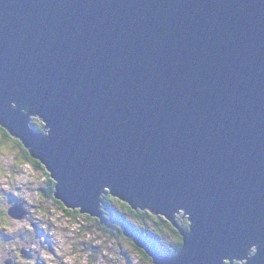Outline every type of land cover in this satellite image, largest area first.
Returning a JSON list of instances; mask_svg holds the SVG:
<instances>
[{"label":"water","instance_id":"obj_1","mask_svg":"<svg viewBox=\"0 0 264 264\" xmlns=\"http://www.w3.org/2000/svg\"><path fill=\"white\" fill-rule=\"evenodd\" d=\"M0 125L69 207L187 214L157 264H264V0H0Z\"/></svg>","mask_w":264,"mask_h":264},{"label":"rangeland","instance_id":"obj_2","mask_svg":"<svg viewBox=\"0 0 264 264\" xmlns=\"http://www.w3.org/2000/svg\"><path fill=\"white\" fill-rule=\"evenodd\" d=\"M42 124L39 122L35 126L41 128ZM22 159L20 155L17 157L14 155V150L9 144H7V147L0 145V224L7 221L9 225L8 228H0V264H24L19 253L21 248H28L25 251V257L32 255L33 252L35 253L34 256L26 258L25 264H48L41 255L38 260V255L42 254L49 262H52L55 255L49 250L48 244L53 248L57 243L55 247L57 253H71L68 264H153L150 259L144 257L142 252L139 253L136 250L131 240L127 239L125 235L120 233L117 236L110 235L106 228L99 225L96 220L87 218V214L81 215L78 213L79 218L75 214L70 215L52 196L46 197L44 194L39 193L37 189L46 184L48 180L47 173L36 164L17 163ZM18 171L22 173L17 175ZM16 181L21 186L18 193H21L23 199L27 202L24 209L29 210V214L21 220H14L5 212L10 200V195L7 193L13 195L11 196L12 200L18 198L14 195L17 194V190L13 188ZM178 215L182 218L183 212L178 213ZM107 216L110 217V215ZM185 216L188 217V215ZM147 220L150 235L146 237L150 241L153 239V242H158L160 248L157 247L159 250L154 253L149 245H146V247L155 254L156 260H159L162 256L159 252L172 250L176 241L173 234L168 230L161 231L155 220L149 219V217H147ZM77 222L79 225H76ZM106 223L109 222L106 220ZM135 223L138 226L144 225L137 219ZM38 224L46 233L55 234L56 240L54 235H48L47 244L46 236H39L36 232V229L39 233L42 232L40 226L36 227ZM3 229L8 230L10 235ZM88 240L90 241L88 242ZM86 244H88L87 247ZM98 244L102 246V250L95 254L89 248L94 249L97 247L101 249ZM15 248L19 256L16 254L9 256ZM123 251H127L128 254H123ZM68 255L60 254L56 257L58 260L65 262ZM108 259L113 261L109 262ZM62 261H56L53 264H64ZM233 263L243 264V261L234 259Z\"/></svg>","mask_w":264,"mask_h":264},{"label":"clouds","instance_id":"obj_3","mask_svg":"<svg viewBox=\"0 0 264 264\" xmlns=\"http://www.w3.org/2000/svg\"><path fill=\"white\" fill-rule=\"evenodd\" d=\"M34 118H36V122L37 123H39V121L41 122V123H44V125H46V122L40 117V116H34V117H32V119H31V122H29V124H28V127H29V129H32V131H34V132H36V133H40V134H42V135H45V131H43L44 129L43 128H37L35 125H34V123H33V119ZM36 124V123H35ZM1 126V125H0ZM2 127V126H1ZM3 129H5L4 127H3ZM6 130V129H5ZM8 133H9V142H7V143H4L3 145L2 144H0L1 146H5V147H7V144H9L11 147H12V144L14 143V142H18V144H19V147H12V149L14 150V155L17 157V156H21L23 159L22 160H20V161H17V163H19V162H23V163H28V164H34L33 163V161L32 160H30V159H25L24 158V156H27V154H26V152L24 151V147L25 148H27L26 147V145L22 142V140L21 139H19L17 136H13V134H10V132L8 131V130H6ZM23 148V149H22ZM28 149V148H27ZM20 150H21V154H20ZM29 150V149H28ZM29 157H31V158H33L35 161H36V165L38 166V167H41L42 169H44L45 171H46V175H47V177H48V180H47V178H46V175H45V178H46V184H44V185H42L41 187H39L38 189H37V191H39V193H41V194H44L46 197H53L54 199H55V201L56 202H58V203H60V202H62L64 205H65V207L66 208H68V209H70V210H75V211H77L76 213H72V214H75V215H77L78 213L79 214H87L86 215V217L87 218H90V219H92V220H96V222L99 224V225H101V226H103V227H105L106 228V230L109 232V234L110 235H115V236H117V235H119V233L121 234V235H127V233L128 234H130V230H131V228L134 226V223H135V220L137 219L139 222H140V220L138 219L139 217H137L136 215H131V214H129L128 216H126V213L125 212H123V211H121V209H119V207H120V205H121V202L120 201H123V202H126L129 206H131L130 205V203L129 202H127L126 200H124V199H121V198H119V197H117V196H114V195H112L111 193H110V190H109V188H106L102 193H101V195H100V197H99V200H100V207H101V217L105 220V222H106V220H107V222H109V223H103L102 221H101V219L98 217V216H92V215H90V214H88V213H82L81 212V207H79V206H77V207H69V206H67L61 199H59L58 197H56L55 196V194H54V191H55V186H54V190L52 191V184H54V185H56V183H57V180H55V179H53L51 176H50V173H49V171H48V169L45 167V165L42 163V161L41 160H39L38 158H36V157H34L31 153H30V151H29ZM22 172H20V171H18L17 172V175H20ZM45 173V172H44ZM13 188L14 189H16L17 190V194H14L15 196H17L18 198H17V200H12L11 199V196H13L11 193H7V194H9L10 195V200L8 201L9 202V205L7 206V208H6V210H5V212L8 214V208L11 206V205H13L14 203H20V204H22V207H23V209H24V206H25V204H27V202L23 199V195L21 194V193H18V191L19 190H21V186L19 185V183L16 181L15 182V185L13 186ZM102 195H106V196H111L113 199H118V200H113L114 202H112V203H110V204H107V203H105V202H103V198H101V196ZM60 201V202H59ZM61 204V203H60ZM62 205V204H61ZM124 207H126V205H124ZM137 208H139V206H136V208H134L133 207V209L135 210V211H137V212H147V214H150V213H153L152 215H154V216H156V217H159V218H162V220L163 221H169L164 215H162V214H155L154 212H152L149 208H141L142 210H138ZM25 211H26V215H25V217L29 214V210H27V209H24ZM180 212H183V211H179V213ZM68 213V212H67ZM71 215V214H70ZM107 215H110V217H108ZM187 215V214H186ZM8 216L9 217H11L9 214H8ZM7 216V218H8V220H9V217ZM24 217V218H25ZM80 216H78L77 215V218H79ZM178 217H180L179 215H178V213H175V221H176V223L177 224H180L179 223V221H178ZM12 219H14V220H21V219H16V218H13V217H11ZM23 219V218H22ZM169 223L170 224H172L170 221H169ZM76 225H79V223L77 222L76 223ZM37 226H40L39 224L38 225H36V227ZM163 227H165V223L162 225V228L159 226V229L161 230V231H165V230H168V227L167 228H163ZM190 227V226H189ZM189 227H187L186 226V224L184 225V227H183V229H186V228H189ZM40 228L42 229V232L41 233H39L38 231H37V229H36V232L38 233V235L39 236H41V235H45L46 236V243H47V237H48V234H51V233H46L45 232V230L40 226ZM127 229V230H126ZM117 230V231H116ZM123 232V233H121V231ZM3 231H6L7 232V234H9L10 235V233H9V231L8 230H6V229H3ZM169 231V230H168ZM127 232V233H126ZM170 232V231H169ZM171 233V232H170ZM0 235H1V231H0ZM52 235H54V238H55V234H52ZM20 236H21V234H20ZM174 236V235H173ZM151 237V236H150ZM174 238H175V246L173 247V249L172 250H170V251H166V252H162V251H160L159 253L161 254V255H167L168 257H172V256H174L177 252H178V250L180 249V245H181V239H180V237H176V236H174ZM152 239V238H151ZM55 240H56V238H55ZM90 240H88V242H89ZM91 241H95V240H91ZM136 241H141L142 243H143V245H144V247H142V246H138L137 245V243H136ZM57 242V241H56ZM96 242V241H95ZM132 242V241H131ZM48 244V243H47ZM58 244V243H57ZM56 244V245H57ZM97 244V243H96ZM132 244L135 246V248H136V250L139 252V253H144V254H146L150 259H151V261H152V263L153 264H157V261L158 260H156V258H155V254H153L147 247H146V245H149L150 247H151V249L153 250V252L155 253V252H157L159 249L157 248V247H159L158 246V242H153V239L150 241V240H146V241H144V240H142V239H138V238H134V241L132 242ZM49 245V250L52 252V253H54V255H55V259L54 260H52V262H49L48 260H47V258L45 257V256H43L42 254H39L38 255V260H39V256L41 255L42 257H44L45 259H46V261H47V263L48 264H53L54 262H56V261H62V260H58L57 259V257H56V255H60V254H69L68 255V257L66 258V260H65V262L64 261H62L64 264H68V258L71 256V253H69V252H64V253H57L56 252V250H55V247H56V245H54L53 246V248H51V246H50V244H48ZM87 245L88 244H86V247H87ZM99 245V244H98ZM99 246H101V245H99ZM160 248V247H159ZM26 249H28V248H21L20 250H19V253H20V255L22 256V258L23 259H21L23 262H24V264L26 263V258H28V257H32V256H34L35 255V253L33 252V249H32V252H33V254L32 255H30V256H27V257H25V251H26ZM91 251L93 250L94 251V253L95 254H98L101 250H102V246H101V249L98 251V252H96V250L95 249H91V248H89ZM16 248L14 249V251H13V253H11V254H9V256L10 255H18L19 256V254L16 252ZM141 250H143V251H141ZM255 252H256V248L255 247H253V249H252V253L253 254H255ZM86 253V252H85ZM123 254H126L127 253V251H123L122 252ZM91 254V253H90ZM128 254V253H127ZM138 254V253H137ZM145 257V256H144ZM152 257V258H151ZM108 261L109 262H112L113 260H110V259H108ZM39 263H40V261H39ZM226 263H227V260H226ZM244 263V262H243ZM41 264V263H40ZM227 264H229V263H227Z\"/></svg>","mask_w":264,"mask_h":264},{"label":"trees","instance_id":"obj_4","mask_svg":"<svg viewBox=\"0 0 264 264\" xmlns=\"http://www.w3.org/2000/svg\"><path fill=\"white\" fill-rule=\"evenodd\" d=\"M37 120H36V118H34L33 119V123H34V125H35V123H37L36 122ZM40 122V121H39ZM41 128H43V129H45V125H44V123L42 124V126H41ZM0 131H1V134H0V144H4V143H7V142H9V133L5 130V129H3V127H1L0 126ZM12 147H19V144H18V142H14L13 144H12ZM24 151L26 152V154H27V156H24V158L25 159H30V160H32L33 161V163L34 164H36V161L33 159V158H31V157H29V150L27 149V148H25L24 147ZM52 191L54 190V184H52ZM101 198H103V202H105V203H107V204H110V203H112V201L113 200H118V199H113L111 196H106V195H102L101 196ZM60 202V201H59ZM61 204H62V207H63V209L64 210H66L68 213H70V214H72V213H76L77 211H75V210H70V209H68V208H66L65 207V205L62 203V202H60ZM124 204H126V203H124V202H122L121 203V205H120V207H119V209H121V211H123V212H125L126 213V216H128L129 214H131V215H137V214H142V213H145V214H147V212H137V211H135L134 209H133V207L132 206H129V205H127L126 207H124ZM153 213H151V215H149V219H152V220H155L156 221V224L158 225V226H160L161 228H162V225L164 224V219L162 220V218H159V217H156V216H154V215H152ZM187 226V225H186ZM179 234H180V239H181V245H180V249L178 250V252L179 251H181L182 250V248H183V246H184V237H183V235L181 234V231L179 230ZM141 251H143V250H141ZM144 252V251H143ZM144 256H145V258H147V259H150L146 254H144V253H142ZM151 260V259H150ZM152 262V261H151ZM227 263H229V260L227 259Z\"/></svg>","mask_w":264,"mask_h":264},{"label":"flooded vegetation","instance_id":"obj_5","mask_svg":"<svg viewBox=\"0 0 264 264\" xmlns=\"http://www.w3.org/2000/svg\"><path fill=\"white\" fill-rule=\"evenodd\" d=\"M23 149V148H22ZM121 203L123 201H120ZM126 203V202H124ZM124 205H128L127 203L124 204ZM138 210H142L140 207L137 208ZM150 214H145V213H142V214H137L136 216L139 217L138 219L144 224V225H140L138 226L137 223H134V226L131 228L130 230V234H128L127 232V235L126 238L131 240L132 242L134 241V238H138V239H142L144 241L147 240V235H150V231H149V227H148V220H147V217H149ZM182 219V220H180ZM178 221L181 223L180 224H170L169 221H166L165 223V227H163L164 229L168 227V230L176 237H180V234H179V229H182L184 227V224L187 225V227L190 226V220L187 216H184V218H180L178 217ZM157 227L159 228V226L157 225ZM145 230V231H143ZM121 231V230H120ZM121 233H123L121 231Z\"/></svg>","mask_w":264,"mask_h":264},{"label":"snow or ice","instance_id":"obj_6","mask_svg":"<svg viewBox=\"0 0 264 264\" xmlns=\"http://www.w3.org/2000/svg\"><path fill=\"white\" fill-rule=\"evenodd\" d=\"M9 225L7 223V221H4L2 224H0V228H8ZM262 248H264V246H262Z\"/></svg>","mask_w":264,"mask_h":264},{"label":"bare ground","instance_id":"obj_7","mask_svg":"<svg viewBox=\"0 0 264 264\" xmlns=\"http://www.w3.org/2000/svg\"><path fill=\"white\" fill-rule=\"evenodd\" d=\"M13 134V133H12ZM14 135V134H13ZM32 209V208H31ZM49 236H51L52 234H48ZM93 249V248H92ZM95 250H96V252L98 251V250H100L99 248H97V247H95L94 248Z\"/></svg>","mask_w":264,"mask_h":264}]
</instances>
